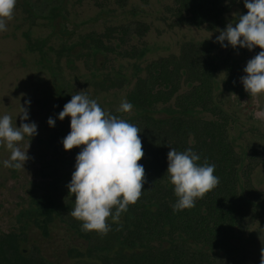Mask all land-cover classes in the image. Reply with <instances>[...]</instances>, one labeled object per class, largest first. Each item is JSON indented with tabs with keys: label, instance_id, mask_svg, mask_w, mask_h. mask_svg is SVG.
I'll use <instances>...</instances> for the list:
<instances>
[{
	"label": "trees",
	"instance_id": "1",
	"mask_svg": "<svg viewBox=\"0 0 264 264\" xmlns=\"http://www.w3.org/2000/svg\"><path fill=\"white\" fill-rule=\"evenodd\" d=\"M235 9L237 22L239 15L247 14L244 0H173L169 11L179 26L222 29L225 16ZM141 32L146 28L142 26ZM102 37L88 36L82 49L66 51L77 55L85 50L88 58L101 51L115 52L103 41L110 43L111 33ZM220 67L211 41L188 42L179 54L152 61L137 78L128 101L140 113L125 121L140 129L144 156L138 163L147 182L140 199L121 214L119 223L108 219L107 235L83 231V222L70 215L75 208V195L67 187L71 170L57 175L53 184L31 199L21 213L26 223L19 232L0 238V250L10 249L12 257H20L27 229L37 228L46 237L54 219L76 239L65 249L74 264H101L104 251V264H238L240 246L235 242L264 218V191L252 179L264 165V149L249 146L241 152L233 142L231 119L215 98ZM55 81L59 83L56 77ZM58 89L64 107L71 96L59 84ZM171 148L192 149L200 157L198 164L215 165L218 186L191 209L173 210L177 197L167 173ZM69 151L78 153L76 147Z\"/></svg>",
	"mask_w": 264,
	"mask_h": 264
},
{
	"label": "rangeland",
	"instance_id": "2",
	"mask_svg": "<svg viewBox=\"0 0 264 264\" xmlns=\"http://www.w3.org/2000/svg\"><path fill=\"white\" fill-rule=\"evenodd\" d=\"M172 4L173 0H17L14 18L7 22V31L0 32V117L10 115L13 124L19 127L21 107H26L29 119L23 122L35 123L37 135L25 137L18 145L22 150L29 145L30 159L24 169L4 167L10 152L0 145V235L19 232L21 225L16 217L20 207L28 205L43 187L54 183L57 175L75 171L76 156L83 146L76 147L78 153L63 147L62 141L70 133L71 118L59 119L62 109L54 74L71 97L84 91L104 111L127 120L140 111L132 107L128 113L121 112V103L129 102L128 94L148 64L179 54L188 42L209 40L221 66L215 98L231 119L233 142L241 152L249 146L264 149V119L256 115L264 112V94L251 97L241 80L246 75L247 62L258 52L255 48L222 47L217 42L221 30L229 23L234 26L239 10L225 16L222 29L196 28L177 25L169 11ZM53 6L59 12L54 20ZM142 26L146 32L139 33ZM55 30L62 38L54 37ZM109 32L111 42L103 41L115 52L95 55V64L87 58L69 61L67 46L77 49L88 35L98 37ZM63 51L65 55L61 54ZM140 51L144 53L142 57H138ZM49 118L55 121L54 126H49ZM252 179L254 186L264 191V165L254 171ZM38 233L36 228L27 229L32 240ZM50 233L52 241L45 240L44 249L52 252L54 243L58 262L74 264L68 260L65 249L76 242L75 237L60 222L50 226ZM235 244L240 246L238 264H260L264 220H258Z\"/></svg>",
	"mask_w": 264,
	"mask_h": 264
},
{
	"label": "clouds",
	"instance_id": "3",
	"mask_svg": "<svg viewBox=\"0 0 264 264\" xmlns=\"http://www.w3.org/2000/svg\"><path fill=\"white\" fill-rule=\"evenodd\" d=\"M17 0H0V32L7 31V22L14 18ZM247 14L239 15L238 21L229 23L220 31L217 42L222 47H241L261 51L247 62L245 76L241 78L244 90L251 97L264 94V0H244ZM227 41V44L224 42ZM133 105L122 101L120 111L128 113ZM264 119V112H258ZM21 124H13L8 114L0 117V145L10 152L4 167L24 169L30 159L27 150L18 145L25 137L37 135L35 123H24L29 119L28 109L21 107ZM70 117V133L63 139L66 151L82 147L76 156L75 171L67 185L69 193L75 195V208L70 215L82 221V230L95 231L104 236L110 231L108 219L119 223L120 216L140 199L147 182L143 165L138 163L144 156L140 129L124 119L104 111L98 102L90 99L84 91L72 95L59 113L62 121ZM49 126L55 121L48 119ZM199 155L188 149L178 152L171 148L167 154V173L177 197L173 210L182 211L195 207L197 199L214 190L219 178L214 175L215 165L198 164ZM260 264H264V249Z\"/></svg>",
	"mask_w": 264,
	"mask_h": 264
},
{
	"label": "flooded vegetation",
	"instance_id": "4",
	"mask_svg": "<svg viewBox=\"0 0 264 264\" xmlns=\"http://www.w3.org/2000/svg\"><path fill=\"white\" fill-rule=\"evenodd\" d=\"M63 2V1H62ZM62 2L61 4L58 5L59 8H61L62 6ZM58 7L55 8L53 6V9L51 10V14H52V20H54L55 18L59 17V12H58ZM55 8V10H54ZM58 12V13H57ZM58 30H55V33H54V37L56 38H62L60 35H59V31L57 32ZM94 36L93 34H90L88 36ZM105 35V34H104ZM103 35V36H104ZM87 36V38H88ZM101 38H104L102 36H100ZM86 38V39H87ZM86 39H82L81 40V43L83 40H86ZM79 48L77 49H82V46H78ZM66 48H71L70 46H67ZM73 48V47H72ZM76 49V48H75ZM78 51V50H77ZM81 52H78L79 54L77 55H70V52L66 51V55H67V58L69 59V61H78V60H85L86 58L87 59H90L92 60L93 64H95L96 62V59L94 58L95 55H97L96 53H92L91 56L92 57H87V56H84V51L85 50H80ZM65 52L63 51L61 54L64 53L65 55ZM101 52H105V51H101ZM101 52H98L101 53ZM56 78H59L58 75L54 74V79ZM59 80V79H58ZM60 81V80H59ZM58 84L56 81L54 83V85L56 86V96H57V100H58V92H59V89H58ZM61 86V85H59ZM66 90V89H65ZM66 93L68 94V92L66 91ZM70 95V94H69ZM59 102V101H58ZM60 108L63 110V106H61L59 104ZM61 110V111H62ZM69 132H70V129H69ZM53 184V183H52ZM41 192V191H40ZM31 204V201L30 203H28V205L24 206V207H20V212L18 214V216L16 217L17 219V223L18 224H25L26 223V220L24 218L21 217V213L23 212V210L27 207H29V205ZM258 220H264V218L262 219H258ZM257 220V221H258ZM256 221V222H257ZM56 222H58V220H55L54 219L52 220L51 222V226L54 225ZM255 225V224H254ZM21 227V226H20ZM252 227H250L251 229ZM37 229V228H36ZM250 229L248 230V232L250 231ZM38 230V229H37ZM39 231V230H38ZM247 232V233H248ZM10 233L8 234H3V235H0V238L2 237H6L7 235H9ZM39 236H36L35 240H32L29 235L27 233H25L24 235H22V237H27V240L22 244V248L20 250V254L21 256L20 257H17L14 255V257L11 256L12 253H14V251L10 250V249H2L0 250V254H3V255H0V264H60L58 262V258L57 256L54 254V243H52V247H51V251L49 250V252L44 249V246H43V243H46L45 240L47 239H50L51 240V233L48 235V236H44L40 231L39 233L37 234ZM52 241V240H51ZM27 247V248H26ZM105 251L102 253V258H101V264H104L105 262Z\"/></svg>",
	"mask_w": 264,
	"mask_h": 264
},
{
	"label": "water",
	"instance_id": "5",
	"mask_svg": "<svg viewBox=\"0 0 264 264\" xmlns=\"http://www.w3.org/2000/svg\"><path fill=\"white\" fill-rule=\"evenodd\" d=\"M69 129H70V131H71V128H70V126H69Z\"/></svg>",
	"mask_w": 264,
	"mask_h": 264
}]
</instances>
